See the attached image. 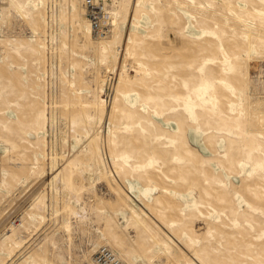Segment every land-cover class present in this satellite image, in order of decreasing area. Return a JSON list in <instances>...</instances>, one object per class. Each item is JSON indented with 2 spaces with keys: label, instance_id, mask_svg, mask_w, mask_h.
<instances>
[{
  "label": "rangeland",
  "instance_id": "374dc122",
  "mask_svg": "<svg viewBox=\"0 0 264 264\" xmlns=\"http://www.w3.org/2000/svg\"><path fill=\"white\" fill-rule=\"evenodd\" d=\"M0 0V264H264V0Z\"/></svg>",
  "mask_w": 264,
  "mask_h": 264
},
{
  "label": "built area",
  "instance_id": "2783aa9c",
  "mask_svg": "<svg viewBox=\"0 0 264 264\" xmlns=\"http://www.w3.org/2000/svg\"><path fill=\"white\" fill-rule=\"evenodd\" d=\"M109 0H84L87 15L92 20L93 32L96 37H103L110 30L109 24L100 20L106 18L105 6ZM94 264H125L108 247L102 246L94 254Z\"/></svg>",
  "mask_w": 264,
  "mask_h": 264
},
{
  "label": "bare ground",
  "instance_id": "6f19581e",
  "mask_svg": "<svg viewBox=\"0 0 264 264\" xmlns=\"http://www.w3.org/2000/svg\"><path fill=\"white\" fill-rule=\"evenodd\" d=\"M116 255V254H115ZM117 256V255H116ZM118 257V256H117ZM119 258V257H118ZM120 259V258H119ZM121 260V259H120ZM91 264H94V256H93V258H92V260H91Z\"/></svg>",
  "mask_w": 264,
  "mask_h": 264
}]
</instances>
